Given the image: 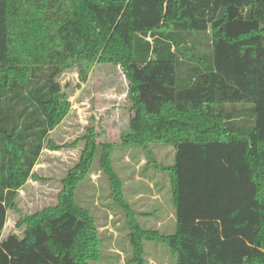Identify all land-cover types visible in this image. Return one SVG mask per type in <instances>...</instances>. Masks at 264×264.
<instances>
[{
  "label": "trees",
  "instance_id": "trees-1",
  "mask_svg": "<svg viewBox=\"0 0 264 264\" xmlns=\"http://www.w3.org/2000/svg\"><path fill=\"white\" fill-rule=\"evenodd\" d=\"M85 17L76 57L73 24ZM130 34V60L106 51L105 22ZM120 66L129 82L125 144L174 149L169 175L176 232L144 230L126 203L111 145L89 129L58 204L23 214L19 191L70 111L58 78ZM108 179L134 252L162 243L177 264H264V0H0V240L8 210L23 236L0 243L12 264H95L101 240L78 201L94 170ZM1 264H8L7 258Z\"/></svg>",
  "mask_w": 264,
  "mask_h": 264
},
{
  "label": "rangeland",
  "instance_id": "rangeland-1",
  "mask_svg": "<svg viewBox=\"0 0 264 264\" xmlns=\"http://www.w3.org/2000/svg\"><path fill=\"white\" fill-rule=\"evenodd\" d=\"M76 17L73 48L78 57L85 50L88 28L83 15ZM116 25L105 22L104 47L128 61L131 57L125 41L130 34L117 30ZM58 81L70 103V111L50 138L62 149L42 153L34 169L37 179H30L16 198L19 210L30 216L58 204L63 181L81 162L85 149L83 138L89 129H94L97 143L113 147L114 170L122 182L126 203L141 228L173 235L176 232L175 206L170 178L163 169L173 165L175 151L162 145L145 149L125 144L132 113L129 82L121 67L96 64L87 82L80 80L78 69L74 68L62 73ZM78 201L93 215L101 240L100 260L95 264H128L134 249L127 219L113 199L108 179L98 168L79 188ZM19 218L15 211L5 213L0 243L22 238L24 229L17 226ZM144 251L145 264H177L176 257L162 243L144 242ZM4 258L12 264L7 250L0 251V264Z\"/></svg>",
  "mask_w": 264,
  "mask_h": 264
}]
</instances>
